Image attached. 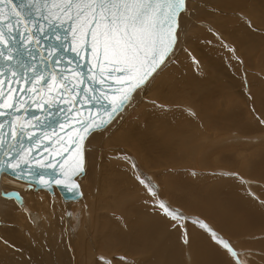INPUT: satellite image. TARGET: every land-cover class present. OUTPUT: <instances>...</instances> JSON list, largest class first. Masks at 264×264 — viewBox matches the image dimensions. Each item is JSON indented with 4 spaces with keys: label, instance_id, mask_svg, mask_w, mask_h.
Here are the masks:
<instances>
[{
    "label": "bare ground",
    "instance_id": "bare-ground-1",
    "mask_svg": "<svg viewBox=\"0 0 264 264\" xmlns=\"http://www.w3.org/2000/svg\"><path fill=\"white\" fill-rule=\"evenodd\" d=\"M189 6L194 11L166 66L88 138L81 199L65 201L58 189L49 194L2 175L1 189L19 191L24 203L0 194V264H234L208 229L235 250L262 234L264 191L243 196L241 183L228 176L264 178V164L245 155L256 143L252 151L264 158V0ZM137 176L176 213L185 211L171 201L202 214L207 229L190 223L186 247L177 220L154 205ZM239 258L248 264L246 253Z\"/></svg>",
    "mask_w": 264,
    "mask_h": 264
},
{
    "label": "snow or ice",
    "instance_id": "snow-or-ice-1",
    "mask_svg": "<svg viewBox=\"0 0 264 264\" xmlns=\"http://www.w3.org/2000/svg\"><path fill=\"white\" fill-rule=\"evenodd\" d=\"M189 4L190 0H20L17 8L13 0H0V117L9 115V112L4 110V102L13 100V94L17 91H23L22 83L31 85L45 80L55 82L59 76L64 83L59 85L58 91L63 90V93L76 91L74 86L67 83L71 72L67 68L63 71L58 70L62 61H57L53 57L52 67L47 76L39 70L40 65L35 63L39 53V36L47 34L50 29L66 27L65 37L58 35L56 39H67L71 51L76 52L79 47L83 53L90 52L96 61V76L99 79L92 77L87 91L96 92L97 89L91 85L100 86L101 91L99 96L86 95L84 99L107 101L109 106L105 109L107 119L93 118L82 123L84 135L78 136L80 143L76 145L77 150L73 154L75 164L70 175L65 173V179H71L72 175H80L85 171L80 145L86 135L105 128L131 103L133 93L148 83L154 73H158V70L166 66V62L181 40L184 18L189 17L194 11ZM5 9L7 15L4 14ZM246 23L249 28L252 27L251 21L246 20ZM17 33L20 34L19 38ZM222 46L235 52L234 48L223 41ZM77 55H80V52ZM39 58L41 62L45 61L43 54ZM236 59L239 60V57ZM105 84L112 89L111 96L103 90ZM52 87H55V83ZM79 102L75 101L77 104ZM101 106L104 107V104L101 103ZM6 107L13 113L19 111L14 103L7 104ZM19 119V116H14L13 127L9 128V150L4 152L5 159L0 160V172H5L6 168L11 169L12 179L28 181L31 172H24V166L28 161H21L22 153L13 157L16 143H19L18 136L24 135L25 132L23 125L14 130L15 121ZM3 130L4 124H0V149L5 145ZM69 159L72 157H65L64 163L66 164ZM48 166L52 167L51 164ZM133 167L135 168V165ZM136 179L156 202V207L163 210L166 216L173 221L185 219L159 201L156 187L150 181L139 176ZM44 185L47 187V181ZM78 187L75 185V188L67 190L73 191L75 195H82L75 191ZM4 195L10 198L12 194L6 192ZM15 196L19 198V193H15ZM19 202L22 204V198ZM201 227L207 229L205 224ZM208 231L211 232L214 242L221 245L234 259V264H241L239 253L230 243L218 239L217 234L211 229ZM184 243L187 244L189 241L185 239Z\"/></svg>",
    "mask_w": 264,
    "mask_h": 264
},
{
    "label": "water",
    "instance_id": "water-1",
    "mask_svg": "<svg viewBox=\"0 0 264 264\" xmlns=\"http://www.w3.org/2000/svg\"><path fill=\"white\" fill-rule=\"evenodd\" d=\"M13 3L19 8L20 0H13ZM4 14L7 15V9L4 10ZM66 32L67 28L64 27L53 28L47 34H41L39 36V53L37 54L35 63L40 65L39 70L47 76L48 71L52 67L53 57L57 61H62V65L58 70L63 71L64 68H67L71 72L67 83L74 86L76 91L74 93H63V90L58 91L59 85L64 83V81L60 80L59 76L55 82L45 80L34 82L31 85L22 83L21 87L23 91H17L13 94V100H5L4 102V110L8 111L9 115L0 117V124H4L3 132L5 140L4 148L0 149V160L5 159L4 152L9 150V128L13 127L14 116H19L20 119L15 121L14 130L23 125L25 132L24 135L18 136L19 143H16L13 157L15 158L22 153L21 161H28V164L24 166L25 173L31 172L30 179L25 181L27 187L37 191L42 189L47 190L52 194H54L55 189H58L63 200L74 201L81 199L83 196L78 177H81L85 171L80 175H72L71 179H65V173L70 175L71 168L75 164L73 154L77 150L76 145L80 143L78 136L84 135L82 123L93 118L96 120H100L101 118L107 119L105 109L109 106L107 101L100 102L84 99L86 95L89 97L92 95L99 96L101 91V87L98 85H91V87L97 89L95 93H88L87 91L92 77H95L97 80L99 79L96 76V61L90 52L83 53L79 47H77L76 52L71 51L68 47L67 39H56L58 35L62 38L65 37ZM19 35L17 33L18 38ZM78 52H80V55H77ZM41 54L45 56L44 62H41L39 58ZM53 83H55V87H52ZM113 84H115V80H113ZM103 90L109 96L113 94L112 89L108 88L107 84L103 86ZM77 100L80 101L78 104L75 103ZM13 103L15 108L19 109L15 113L6 107L7 104ZM101 103L104 104V107L101 106ZM92 133L87 134L82 145H80V151L83 153L84 168L85 146ZM29 148L31 151H27ZM65 157H72V159H69L65 164ZM50 164L52 167L48 166ZM3 174L13 175L12 170L7 168L5 172H0V194L3 196H5L4 193L6 192L12 194L10 198H14L19 204H21L19 199L22 198L23 204L24 199L19 191H3L1 189ZM45 181H47V187L44 185ZM56 181L60 183L57 184ZM75 185L79 186L75 191L82 193V195H75L73 191L67 190L68 188H75ZM17 192L19 193V198L15 196Z\"/></svg>",
    "mask_w": 264,
    "mask_h": 264
},
{
    "label": "rangeland",
    "instance_id": "rangeland-1",
    "mask_svg": "<svg viewBox=\"0 0 264 264\" xmlns=\"http://www.w3.org/2000/svg\"><path fill=\"white\" fill-rule=\"evenodd\" d=\"M248 93H250V91L248 92ZM249 96H251V94H249ZM264 143V140L263 141H261V142H258V144H260V143ZM248 143H245V145H247ZM252 144H254V145H252ZM256 143H249V145H247L246 147L248 148L246 151H245V155H246V157H249L250 159H253L254 161H256L257 163H259V164H264V158H262V157H260V156H258L257 157V155L255 154V152H253L252 151V149H254V147L256 146L255 145ZM254 146V147H253ZM257 147V146H256ZM110 154H113V151L112 150H109L108 151ZM239 152H241V151H239ZM238 154V152H235V157H236V159H238L239 161H240V156L241 155H237ZM252 154H253V156H252ZM136 163V162H135ZM136 165L138 166V164L136 163ZM86 167H87V158H86ZM219 169H222L223 167H218ZM152 171H154V172H157L156 174L157 175H159V173H158V171L159 170H153L152 168H150ZM197 169H198V172H200V173H206V174H209V175H211L210 174V172H212V171H210L209 169H204V168H202V167H197ZM88 172V171H87ZM132 172V171H131ZM138 173H140V171H137ZM190 172H193V170H191ZM220 171H213L212 173H219ZM234 172H236V170L234 171ZM133 174H135L134 173V171L132 172ZM137 173V174H138ZM244 178H241V176H240V174L238 173V174H234V175H231V176H228V177H230V178H232V176H234L235 177V179L236 180H238L240 183H241V189L243 190V192H244V195H243V193L242 192H240L243 196H246V195H249V196H251L252 198H255V194L253 193V191L252 190H254V191H257L258 192V194H259V191H264V178H263V180H262V182H260L259 180H258V178H256V177H254L253 175H251V174H248V173H244ZM212 176H214V175H212ZM218 176H220V175H218ZM237 176H239L240 178L238 179V177ZM234 177H233V179H234ZM247 178V179H246ZM245 180H249L250 182H249V184L251 185V186H247L246 185V183H245ZM3 181V180H2ZM245 183V184H244ZM224 187H225V185H224ZM227 188V187H226ZM235 190V193H237V195H238V197H240V193L237 191V189L235 188L234 189ZM240 190V189H239ZM32 191V190H31ZM47 191V190H46ZM48 192V191H47ZM34 193H40V192H34ZM49 194H50V192H48ZM232 193H233V191H232ZM234 193V194H235ZM241 195V196H242ZM61 196V195H60ZM235 197H236V194H235ZM237 197V198H238ZM62 198V197H61ZM164 200H165V202H164V204H166V202H168V200H169V198L168 197H166V196H164V197H162ZM256 198H259V197H256ZM111 200H113V198H111ZM171 201V200H170ZM259 201V200H258ZM109 202H112V201H109ZM260 202V201H259ZM66 203V202H65ZM171 203L172 204H174V205H176V207H178V208H180L182 211H185V213L183 212L182 214H180V215H182L185 219H183V220H177L174 224H175V227H180L181 228V230H182V241H183V243H184V240L185 239H187L189 242L191 241V236L190 235H188V234H185V232L188 230V228H189V225H190V223H194V224H203V223H201V218H204V219H206L202 214H200V213H197V212H194V211H192L190 208H188L186 205H181V204H176V203H174V202H172L171 201ZM260 204L262 205V203L260 202ZM154 205H156V202L154 203ZM167 205V204H166ZM118 218H119V215H118ZM199 218V219H198ZM113 220H115V218L113 219ZM185 220H187V221H185ZM196 220H198V222L196 221ZM207 220V219H206ZM200 221V222H199ZM208 221V220H207ZM208 223H212L211 221H209ZM209 228H211V226H209ZM90 229V228H89ZM224 233V232H223ZM221 240H223V239H221ZM224 240H228L227 238L226 239H224ZM244 240H245V244H243L242 243V245H241V247L240 248H238L236 251H238V253L240 254V253H246V258H245V260H246V262L248 263V264H252V263H254V262H256L257 260H258V263L257 264H264V231L262 232V234L259 236V237H250V238H248V237H246V238H244ZM255 242H259V246H257V248H255L253 245H254V243ZM230 243V242H229ZM184 245L186 246V247H188V245L187 244H185L184 243ZM242 251V252H241ZM260 259V260H259ZM239 260H240V262H241V264H245L244 263V260L243 259H241V258H239Z\"/></svg>",
    "mask_w": 264,
    "mask_h": 264
}]
</instances>
